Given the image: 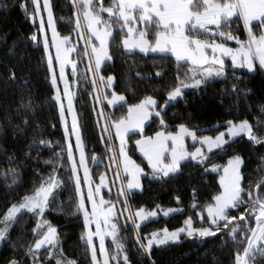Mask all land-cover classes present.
Wrapping results in <instances>:
<instances>
[{
  "label": "trees",
  "instance_id": "obj_1",
  "mask_svg": "<svg viewBox=\"0 0 264 264\" xmlns=\"http://www.w3.org/2000/svg\"><path fill=\"white\" fill-rule=\"evenodd\" d=\"M111 2L95 0L97 7L101 3L108 7ZM21 3L22 0H0V215L11 204L22 201L26 194H32L42 181L53 174L54 168L59 183L50 193L44 213L27 210L15 218L0 242V264H8L12 259L19 261V264H56L62 258H72L77 264H92L88 244L82 239L85 233L83 214L78 211L76 185L68 161L60 111L50 83L45 48L37 22L31 20L25 9L21 8ZM23 3L28 12H35L36 7L31 0H23ZM49 4L56 32L68 37V44L73 48L71 56L78 72L74 77L77 83L74 109L86 164L90 166L94 180H97L104 166L92 163V156L104 162L110 160L107 153H111L112 135L111 132L109 136L105 134L101 111L104 110L109 122L125 118L128 106L137 104L147 96L154 98L156 111L161 115L151 116L143 131L145 136L161 130L174 132L180 123L199 130L198 133L214 135L225 128L227 121L246 119L258 138L264 137V72L257 66L253 72L227 67L223 76H213L198 88H184L181 97L161 109L159 105L166 102V93L175 87L177 77L185 83H191L185 78L188 63L178 62L168 54L125 52L122 37L127 35V31L126 28L121 30L123 22L110 19L107 13L102 12L104 19L113 26L108 47L111 59L95 70L90 62L91 46L87 43L89 34L83 29L82 12L79 16L74 15L79 12V6L74 4V0H49ZM78 19L81 21L80 28H77ZM152 25L146 29L150 33L146 35L150 42L155 38V21H152ZM209 27L215 34L208 32L199 36L200 39L237 45L234 40L220 37L219 31L231 32L241 40L247 39L239 17L230 18L219 31L215 30V26ZM252 27L257 33L260 24L255 23ZM32 35H36L37 40H32ZM91 39L96 46V41ZM108 75L113 76L111 86L107 82ZM96 88L102 90L99 94L105 99L115 92L123 95L124 101L110 108L105 100L103 103L98 100ZM99 104H104L101 111ZM161 118L164 125L160 124ZM140 135L134 133L129 136L128 153L147 170L133 142ZM236 154L243 161L240 167L242 201L238 208L230 209L227 215L237 219L221 223L222 230L214 235H182L179 241L153 246L144 253L137 237L143 244L146 242L145 236L149 237L152 232L164 228L175 230L187 218H191L196 228H214L208 223L204 209L207 203H214L212 197L220 192L219 176L223 166L229 157ZM210 166H220V170L216 171ZM147 172L141 179L142 190L128 191L125 195L126 204L119 197L117 201L120 206L126 205L130 211L141 207L146 211L168 208L176 211L167 216L159 215L135 228L125 215L126 223L120 224L117 238L124 246L127 260L111 263L235 264V255L243 252L246 236L255 224V217L250 215L253 205L249 193L254 198H264V186H260L264 183V140L253 143L248 137L239 136L226 148L213 151L210 158L206 157L205 163L184 161L177 172L165 177ZM110 199L116 200L114 197ZM193 203L198 207H192ZM246 210V217L241 220L239 213ZM198 212L201 215H197ZM38 215H42V219L56 229L59 250L55 253L52 250L51 255L47 247L28 254V249L46 228L33 231L37 228ZM232 225H238L234 238L228 235ZM241 232L246 235L241 236ZM111 245L107 243V250H112ZM247 260L248 264H264V255L253 252Z\"/></svg>",
  "mask_w": 264,
  "mask_h": 264
},
{
  "label": "snow or ice",
  "instance_id": "obj_2",
  "mask_svg": "<svg viewBox=\"0 0 264 264\" xmlns=\"http://www.w3.org/2000/svg\"><path fill=\"white\" fill-rule=\"evenodd\" d=\"M33 5L36 6L35 12H28L25 3H21V8L25 9L28 16H38L40 14V8L37 4V0H31ZM74 4L79 6V12H75L74 15L79 16L82 12L83 23L87 26L89 39L87 43L91 46V52L95 57V64L97 70H99L101 61L104 59H111L108 53V47L110 37L113 35V26L104 19L101 13H107L109 18H115L123 23L120 25L121 30L127 29V35L122 37V43L125 49L132 47L139 48L142 52L148 53L151 50L152 53L168 54L170 53L175 59L179 61H185L189 63V68L186 72V80L191 83H185L177 77V83L175 87L171 88L166 93L168 100H174L181 96L184 88L187 87H199L205 84L207 80L213 76H223L225 73V62L222 57H230L233 66H241L246 68L249 72H253L257 66L260 70L264 71V0H112L108 7H104L101 3L99 7L96 6L95 0H74ZM44 11L48 12L49 27L52 26V14L49 8L48 0H44ZM138 20H137V15ZM239 17L243 22L244 29L246 31V40H241L238 36H233L231 32L225 33L219 31L230 18ZM152 21H155L154 27L156 31L154 33V43L145 39L146 35L150 34L146 29L152 27ZM259 21V34H255L253 28L250 26L251 22ZM140 28L139 35H136L135 29ZM215 26V30L219 31V35L222 38H226L228 41L235 40L237 47H229L225 43H217L216 41H205L200 39L199 36L206 35L208 32L214 30L209 26ZM81 27L80 19L77 20V28ZM44 29L41 26L40 32L43 33ZM188 32L192 35L186 34ZM53 36H56L53 31ZM94 36L96 41L99 42L98 47L93 45L91 37ZM32 40H37L36 35L31 36ZM65 42L68 41V37L63 38ZM54 46L57 51L56 63L60 65L61 78L64 75V68L61 64V57L64 52H71L72 49H61L54 40ZM48 44L45 41V55L48 54ZM208 49L211 50V55L208 54ZM67 63L74 64V61L66 60ZM49 72L53 71V64L51 58L48 62ZM159 75V73H158ZM14 78V74H13ZM113 76L108 75L107 82L111 86ZM52 85L55 89L56 78L53 75ZM235 87V86H234ZM55 100L61 108V122L63 123V105L61 104V96L58 92L53 93ZM69 97L67 87L65 89V98ZM124 97L121 94L113 92L112 99L108 101L109 104H113V101H123ZM98 102V101H97ZM168 101H166L167 103ZM161 109L165 107L164 104L159 105ZM72 104L69 99V111L71 113ZM152 112H155L156 116H160L161 113L156 111V101L153 97L147 96L142 98L137 104L128 106L127 118L121 117L118 120L111 122L108 128L105 129V134H108L111 127L116 130V138L120 141L119 150V165H122L123 170L128 175L127 187L128 189L140 188L139 174L143 171L139 164L129 157L125 151L126 141L124 139V133L129 129L140 128L143 122L147 120ZM103 118V117H102ZM228 127L212 136H196V131L188 128L184 123L176 125L177 131L163 132L158 131L152 137H143L135 141V144L139 148V151L143 153L147 159L148 164L153 169V174L163 173L167 176L169 173H175L179 169V165L186 157H191L192 161H198L200 163L206 162V157L210 158V154L213 150H221L226 148L227 144L232 141V138L238 134H244L253 143H258L259 140H264V137H259L252 130V126L249 122L241 120L238 122L229 120L226 122ZM73 131L76 135L77 151L80 152V167L84 170V184L88 186L87 202L91 205V212L85 206V201L81 196L82 188L79 177L77 175L78 168L73 160V153L71 147L68 149V161L72 164V177L76 180V196L78 198L77 205L78 211L83 214V223L85 233L82 239L87 237V244L90 252L92 253V264H99L95 248L93 246V235L100 238V258L103 260V264H108L109 257L104 248V235L112 236L114 248L117 253L123 254V244L117 241V224L112 222L113 208L111 206L105 208L103 205L106 203L102 197H100L101 185L104 183V176L101 175V183L96 185L93 190L89 184L88 169L84 164V153L81 146V136L77 130V121L73 116ZM160 124L164 125V120L161 118ZM191 136L193 141H199L200 146L196 147L192 152H188L184 148V137ZM227 136V140L225 139ZM67 137V133H66ZM171 140L170 150L167 147L166 141ZM41 143H45L41 141ZM206 149L207 151H204ZM111 151V148H109ZM167 159L165 163V159ZM115 163V161H113ZM242 157L239 154L233 155L228 158L227 164L223 166L224 174L220 177L221 191L212 197L214 203H207L205 206L208 219L213 227H201L193 228L191 218L185 220V224L188 226L186 234L189 237L199 236L207 237L220 232L222 229L220 224L223 222L233 221L236 217L227 215V212L232 208H238L242 201L243 189L241 187V172L240 167L242 164ZM216 171L220 170V166H210ZM58 181L55 175V168L53 174L45 181H42L39 187H36L32 194H26L20 203L11 204L6 210L3 211V215H0V238L6 236L11 224L15 218L21 214L22 210H28L29 212L42 214L47 207V199L49 193L56 187ZM260 186H264L262 183ZM123 195V192L121 193ZM195 197V193H193ZM97 197H100L99 204L97 203ZM179 198H177L178 200ZM249 199L253 207L251 209L252 216L256 219V225L251 228V234L246 236L247 244L243 248V252H237L235 255V264H248L247 257L257 252L264 255V198L252 197V193H249ZM258 205V207H257ZM192 207H198L196 203H193ZM175 209H164L165 215L174 212ZM246 212H240L239 217L244 220ZM157 215V211L153 209L150 212H144L143 208L136 210L135 218L137 224L140 220L145 219L148 216ZM201 215V213H197ZM103 217L104 228H101L100 220ZM95 222L97 230L92 233L89 230L91 223ZM37 228L47 227V231H44L43 235L35 241L34 244L28 249V254L31 255L33 251L41 249L42 245L52 244L55 242L56 229L48 225L47 221L42 219V215L37 216ZM110 226V231L107 229ZM227 229V224H225ZM185 229H175L169 231L164 228L159 231L151 233L150 238L145 236L147 243L141 244L144 250H149L150 246L163 245L169 241H176L179 239V233L184 232ZM238 231V225H232L231 231L228 233L229 237L235 236ZM241 236H245L246 233L241 232ZM139 237L137 241L139 242ZM51 255V251L49 252ZM112 259H119V255L114 254ZM125 261L127 256L124 255ZM35 260V257H33ZM8 264H19V261L12 259ZM56 264H77L72 258H62L56 261Z\"/></svg>",
  "mask_w": 264,
  "mask_h": 264
},
{
  "label": "rangeland",
  "instance_id": "obj_3",
  "mask_svg": "<svg viewBox=\"0 0 264 264\" xmlns=\"http://www.w3.org/2000/svg\"><path fill=\"white\" fill-rule=\"evenodd\" d=\"M37 4H38V6L40 8V14L38 16H32L31 17V20L34 21V22H37V24H38V27H39L38 28V33L40 34L39 36L41 38V41H42L43 46L45 45V41L47 42V44L49 46L48 47V54H47V62H49V58H51L52 64H53V71L50 72V83L52 85V77L54 75L55 78H56V87H55V89L54 88L53 89H54V91L58 92V94L61 96V104L63 105V116H64V120H63L62 126H63V129H64L65 138H66L67 155H68V149H69V147H71L72 153H73V160H74V162H75V164H76V166L78 168L77 175L79 177V180H80V183H81V188H82L81 196L83 197V199L85 201L86 208L88 209L89 212H91V205L87 202L88 186H86L84 184V179H85L84 170H83V168L80 167V152L77 151L76 135L74 134L73 124H72L73 116H75V118H76L75 109H74V100H75V89H76L77 83L75 82V78L74 77H75V75L78 74V72L75 70V65L74 64L65 62V59L66 60L73 61L72 60V56H71L72 55V52H73V48H72V46H70L68 44V41L67 42L64 41V39H63L64 37L60 36L56 32L55 26H54V22H53V18H52V26L49 27L48 12L44 11V0H37ZM48 4H49V0H48ZM36 6L37 5H35V7ZM49 8H50V4H49ZM82 21H83V19H82ZM255 23H259L260 24L259 21H254V22H251L250 26L252 27L253 24H255ZM41 26H43V29H44V31H43L42 34L40 32ZM83 29H84L85 32L88 33L87 26L84 23H83ZM53 31H55V33H56V36L55 37L53 36ZM255 34L258 35L259 34V31L257 33L255 32ZM54 40H55L56 44L59 45V47L62 50L63 49H68V48H71L72 49L71 52H64L63 55H62V57H61V64L63 65V68H64L63 78H61L60 65H58L56 63V60H57V51H56V47L54 46ZM96 43H97L96 46L98 47L99 42L96 41ZM136 50L140 51L139 48H136ZM90 51L91 50H89V52ZM130 51L133 52V50H130ZM90 53H91L90 62L92 63L93 68L95 70H97L96 64H95V57L92 54V52H90ZM142 53H144V52H142ZM225 58H229L231 60L230 57H225ZM106 60L107 59L102 60L100 66ZM257 67L259 68L258 63H257ZM232 68H234V69H243V67H241V66H232ZM52 87H53V85H52ZM66 87H67V90H68V93H69V97L68 98H65V89H66ZM99 91H101V93H102V90H97V88H96V92H98V96H97L98 100H101L102 103L105 100V102L107 103V105L110 108H113L115 105H118V104H120V103H122L124 101V100L123 101H113V104H109L108 101L112 99V96L110 98H106L105 99V97L102 96V94L101 95L99 94ZM179 97H181V96H179ZM179 97L175 98L174 100H168V97H167V100L166 101H168V102L167 103L166 102L164 103L165 107L168 104L173 103L174 101H176ZM69 99L71 100V104H72L71 113L69 111ZM54 100H55V98H54ZM99 107H100V111H101V107L103 108L104 107V104H103V106L99 104ZM58 108H59L60 117H61V108H60V105H58ZM127 115H128V113H127ZM127 115H126L125 118H127ZM153 115H155V112H152L150 114L149 118L143 122L142 127L129 129L127 132H125L123 134L124 135V139L126 141L125 151H126V153H127V155L129 157H131L129 155V153H128V147H129L128 138H129V136L132 135V134H134V133L141 134L140 137L137 138V139H135L133 142H134L135 150H136L137 154L144 160V162H145V164L147 166V170L144 169L141 164L137 163L131 157V159L134 160L137 164H139L140 167L143 169V171L139 174V183L141 185L140 188L128 189V187H127V182H128V178L129 177H128L127 173L124 172L122 165H119L120 141H119V139L116 138V130H115L114 127H111L109 133L107 134V136H109L110 135V132H111L112 140H113V141L111 140V142L109 141L110 144H111V153L110 152L107 153V155H109V157H110V160L107 159L104 162H99L94 156H92V159L93 160L91 159L92 160V163H101L104 166L103 171L98 176L97 180L96 179L94 180V178H93L94 175L92 174V171L90 169V166H88V164H86V155L84 153V149H83L82 142H81L82 151H83L84 157H85L84 164H85V166L88 169L89 184H90L91 188L93 190H95L96 185L101 183V180H100L101 175L104 176V183L101 185L100 197H102L103 200L106 202L103 205V207L107 208V207L111 206L113 208L114 214H113V217H112V222H114V223L117 224L118 232H119L120 224L123 225V224L126 223L125 215L128 217V220H129L130 224L134 228L135 227H139L140 225L146 223L149 220H152V219L157 218L159 215H161V216H167V215L164 214L163 210H156L157 211V215H155V216H148L145 219L140 220L139 224H137V221H136V218H135L136 210L130 211V210H128V207L126 205H124V207H121L120 204H119V201H117V199L119 197H121V200H123L125 202V204H126L125 195H127L128 191H138V192L141 191L142 190V184H141L142 177L145 176L146 174H148L147 171L153 173V169L148 164L147 159L144 157L143 153H141L139 151V148L135 144V141L138 140V139H140L141 136H143V137H152V136H154V135H150V136L149 135H147V136L143 135L144 128L147 125V123L150 121L151 116H153ZM101 120H102L103 127L105 129L108 128L109 125L111 124V122L107 121V119L105 117L104 110H103V112L101 111ZM76 121H77V118H76ZM227 127H228V124L226 123L225 128L222 129V130H220L219 132L224 131ZM77 130H78V132L80 134L79 127H78V121H77ZM193 130H195V129H193ZM161 131H163V130H161ZM176 131H177V129L174 132H172V133H175ZM195 131H196V136L197 137H200V136H212V137H215V135L217 133H219V132H217L214 135H208L206 133H198L199 130H195ZM163 132H165V131H163ZM66 133H67V137H66ZM165 133H167V132H165ZM239 136H246V135H244V134H238L237 136L233 137L232 140L235 139V138H237V137H239ZM246 137H248V136H246ZM225 139L226 140L228 139L227 136H225ZM166 144H167L168 149L170 150V148H171V140L169 139L168 141H166ZM198 146H200V142L199 141L194 142L191 136H187V134H185V137H184V148H185L186 151L192 152ZM203 150L204 151H207L206 149H203ZM213 151H215V150H213ZM107 158H108V156H107ZM162 159H165V163L167 162V159L166 158L162 157ZM187 160H192V159H191V157H186L184 161H187ZM113 161H115V163ZM184 161H182V162H184ZM71 166H72V164H71ZM170 174H172V173H169L168 175H170ZM223 174H224V172H223V169H222V171L220 173V176H219V186H220V177ZM156 175H161V176L165 177V175L163 173H159V174H156ZM74 182H75V185H76V180L75 179H74ZM220 191H221V186H220ZM122 192H123V195H121ZM255 194L256 193H255V190H254V196H255ZM49 195H50V193H49ZM100 197H97V203L98 204H99ZM110 197H114L116 200L111 201ZM122 197H123V199H122ZM48 198H49V196H48ZM24 211H27V210L26 209L25 210H22V212H24ZM144 212H150V211L144 210ZM168 215H170V213ZM206 215H207V212H206ZM200 220H202V219L200 218ZM207 220H208V223L211 224L210 221H209V219H208V216H207ZM100 225H101V228L103 229L104 228L103 217H101ZM0 227H3V224H0ZM187 227L188 226L184 223L181 227L177 228V229L183 228V229H185V231L178 234L179 235V239L176 240V241H179L180 240V237L182 235H187L186 234ZM192 227L193 228H196V227L193 226V223H192ZM204 227H207V226H204ZM89 230L92 233H95L96 232L97 226H96V223L95 222H93V223L90 224ZM44 231H47V227L44 229ZM107 231H110V226L107 229ZM118 232H117V234H118ZM150 235H149V238H150ZM84 239H85V241L87 243V237L86 236L84 237ZM103 239H104V248H105V251L107 252L108 257H109L108 264H112L111 263L112 261L113 262H122V261H125V259H124V255H126L125 250H123V254L117 253V250L114 248V245H113V238H112V236L107 235L106 232H105V235H104ZM1 241H2V238H0V242ZM117 241H118V238H117ZM169 242H174V241H169ZM169 242H166V243H169ZM57 243H58V238H57V234H56L55 242L52 243V244L42 245L41 249L47 247V248H49V250L51 251V253H52V250H54V253H55L56 250H59L58 249V246H57ZM107 243L112 244L111 245L112 250H107ZM138 243L140 244L139 246L141 247V244L142 243L140 242V240H139ZM145 243H147V240H146ZM93 246L95 248L96 255H97V260L99 261V264H103V260L100 258V238L97 237V236H95V235H93ZM153 246H157V245H155L153 243L150 246V248L153 247ZM41 249H39V250H41ZM141 249H142V251H144V253L145 252L147 253V251H149V250H147V251L144 250L142 247H141ZM58 253H59V251H58ZM114 254L119 255V259H112V256ZM90 255H91V259H92V253L91 252H90ZM56 257H59V256H56Z\"/></svg>",
  "mask_w": 264,
  "mask_h": 264
},
{
  "label": "crops",
  "instance_id": "obj_4",
  "mask_svg": "<svg viewBox=\"0 0 264 264\" xmlns=\"http://www.w3.org/2000/svg\"><path fill=\"white\" fill-rule=\"evenodd\" d=\"M137 15V20H138V13L136 14ZM83 19V18H82ZM144 27V25H140V27H138L137 29H135V31H136V35L138 36L139 35V30H140V28H143ZM126 31H127V29H126ZM187 34V33H186ZM90 35V34H89ZM92 38L96 41V39H95V37L94 36H92ZM145 39H147L146 37H145ZM155 39V38H154ZM148 40V39H147ZM149 41V40H148ZM153 43H154V40L152 41ZM234 42L236 43V41L234 40ZM218 43V42H217ZM227 46H229V45H227ZM229 47H233V48H235V47H237V45H233V46H229ZM123 49L125 50V52H132V51H130V50H133V51H138V50H136V47H132V48H129V49H125L124 48V46H123ZM208 51V54L209 55H211V50L210 49H208L207 50ZM139 52H142L141 50L139 51ZM148 53H151V54H158V53H152L151 52V50H149V52ZM168 55H171L170 53H168ZM172 56V55H171ZM175 58V57H174ZM222 59H224V62H225V69L227 68V67H231L232 68V62H231V60L229 59V58H225V57H222ZM181 62H184L185 63V61H181ZM187 63V62H186ZM189 64V63H188ZM241 70H246V71H248L246 68H243V69H241Z\"/></svg>",
  "mask_w": 264,
  "mask_h": 264
},
{
  "label": "water",
  "instance_id": "obj_5",
  "mask_svg": "<svg viewBox=\"0 0 264 264\" xmlns=\"http://www.w3.org/2000/svg\"><path fill=\"white\" fill-rule=\"evenodd\" d=\"M258 187H259V185L255 187V193H256V190L258 189ZM255 225H256V219H255V224H254V226H255ZM254 226H253V227H254ZM250 234H251V233H250ZM246 244H247V242H246ZM246 244H245V245H246Z\"/></svg>",
  "mask_w": 264,
  "mask_h": 264
},
{
  "label": "bare ground",
  "instance_id": "obj_6",
  "mask_svg": "<svg viewBox=\"0 0 264 264\" xmlns=\"http://www.w3.org/2000/svg\"><path fill=\"white\" fill-rule=\"evenodd\" d=\"M257 191V190H256Z\"/></svg>",
  "mask_w": 264,
  "mask_h": 264
}]
</instances>
